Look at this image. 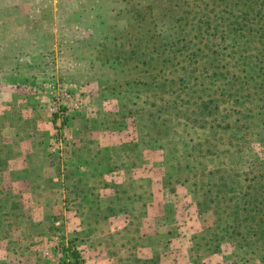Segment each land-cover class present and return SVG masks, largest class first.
<instances>
[{
    "label": "rangeland",
    "instance_id": "374dc122",
    "mask_svg": "<svg viewBox=\"0 0 264 264\" xmlns=\"http://www.w3.org/2000/svg\"><path fill=\"white\" fill-rule=\"evenodd\" d=\"M263 3L0 0V264H87L61 205L29 195L64 185L90 200L97 188L67 158L79 146L108 159L121 132L152 144L158 210L173 212L152 214L158 257L139 256L135 223L99 237L100 264H264ZM99 165L108 182L113 166Z\"/></svg>",
    "mask_w": 264,
    "mask_h": 264
},
{
    "label": "crops",
    "instance_id": "0c3cea01",
    "mask_svg": "<svg viewBox=\"0 0 264 264\" xmlns=\"http://www.w3.org/2000/svg\"><path fill=\"white\" fill-rule=\"evenodd\" d=\"M121 133L123 140L120 139L116 143V149L114 152L112 151L108 159H104L105 155L101 154L99 150L89 154L83 152L89 148H76L79 146H75L72 150L76 155L68 154L70 157L67 160L70 164L67 166L75 167L93 188H97V191L92 193L90 200H83V196L80 194L69 197L64 185L51 188L58 190V193H48V189L42 188V190H46L43 195H29L33 202L41 200L45 207H55V213H58V207L61 205L60 210L62 214H66L67 218H63L58 223L64 229V233L69 234L66 238L67 243L72 234L74 242L78 244L77 247L82 249L80 251L93 255V257L87 255V264H100L102 261L103 251L100 244L102 240L97 242L99 237L107 233L117 235L119 232L132 228L135 223H139L140 228L136 240L139 256L152 258L157 255L158 257V254H161L167 245L164 240L166 236L162 235L159 229L163 223H159V220L152 216L158 210V205L164 200L167 192L159 170L161 163L158 162L157 167L156 163L150 162L147 158L148 151L152 149V144L139 143L137 147H133V144L128 147L123 144L124 141L134 137L126 134V132ZM137 140L140 141L141 139L138 138ZM158 148L162 149L163 152L160 155L165 158L164 148L161 146ZM105 161H109L114 168L110 175L107 174L111 177L107 179L108 182H102L105 174L101 175L99 172L101 168L99 164ZM63 164L65 165V162ZM127 165L133 170L132 178L129 181L124 169L120 168ZM50 171L52 170L46 169L44 172L47 175ZM54 178L58 180L61 178L64 184L63 180H67L68 177L66 173H61L55 175ZM161 208L165 212H167L166 210L170 213L173 212L172 208L165 206H161ZM162 210L158 211L162 212ZM148 218L149 222L147 221ZM154 232L155 234H152ZM168 234L170 235L169 232ZM117 245L121 244L117 242ZM110 259L116 261L113 257H109L108 262H111ZM127 264L132 263L128 261ZM133 264L137 263L134 262Z\"/></svg>",
    "mask_w": 264,
    "mask_h": 264
},
{
    "label": "trees",
    "instance_id": "16d2710c",
    "mask_svg": "<svg viewBox=\"0 0 264 264\" xmlns=\"http://www.w3.org/2000/svg\"><path fill=\"white\" fill-rule=\"evenodd\" d=\"M252 1H254V0H252ZM263 1H264V0H263ZM263 4H264V3H263ZM257 13H259V15H261V14H264V11L261 12V10H258ZM152 59H154V58L152 57ZM57 115H58V114H57ZM55 119H56V118H55ZM253 216L256 217V214H255L254 212L249 211V214H247V215L245 216V218H251V217H253ZM263 217H264V216H262L261 219L264 221ZM262 225H263V224H262ZM262 225H261L262 230H260V231L264 232V229H263L264 226H262ZM145 262H148V259H146Z\"/></svg>",
    "mask_w": 264,
    "mask_h": 264
},
{
    "label": "built area",
    "instance_id": "2783aa9c",
    "mask_svg": "<svg viewBox=\"0 0 264 264\" xmlns=\"http://www.w3.org/2000/svg\"><path fill=\"white\" fill-rule=\"evenodd\" d=\"M61 140H63V141H65V142H66V141H69V138H68V137L65 135V136H63V137H62V139H61ZM58 237H59V236H58Z\"/></svg>",
    "mask_w": 264,
    "mask_h": 264
}]
</instances>
